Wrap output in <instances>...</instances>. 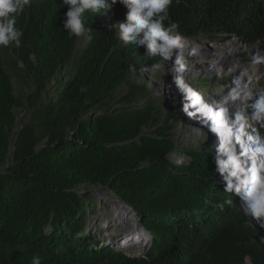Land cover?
<instances>
[{"label": "trees", "instance_id": "16d2710c", "mask_svg": "<svg viewBox=\"0 0 264 264\" xmlns=\"http://www.w3.org/2000/svg\"><path fill=\"white\" fill-rule=\"evenodd\" d=\"M62 3L32 0L17 23L21 46L7 48L31 91L14 90L0 55V264L33 256L41 264H264V229L245 227L235 196L224 204L215 147L177 143L171 111L135 83L159 58L124 47L94 14L75 56L79 37L63 29ZM114 11L124 18L119 3ZM171 12L186 39L236 38L246 47L241 64L264 39V0H173ZM261 72L259 87L264 64ZM233 77L218 83L232 86ZM98 187L148 232L141 254L116 246L119 237L110 242L108 216L97 222V208L112 199L95 198L89 190Z\"/></svg>", "mask_w": 264, "mask_h": 264}, {"label": "clouds", "instance_id": "9594fccd", "mask_svg": "<svg viewBox=\"0 0 264 264\" xmlns=\"http://www.w3.org/2000/svg\"><path fill=\"white\" fill-rule=\"evenodd\" d=\"M31 3L32 0H0V48L21 46L23 32L17 23ZM117 3L126 10L124 18L112 25L115 31L118 28L121 44L137 50L143 47L149 60L159 58L158 62L144 66L143 71L149 74H162L163 62L170 61L172 84L181 96L179 110L202 122L215 134L214 170L223 191L230 194L224 204L232 207L235 196L239 200L237 210L246 217L245 227L264 229V132L261 131L264 129V86L253 90V78L248 69L236 64L229 70H239L232 79V87L215 105L207 103L184 79L186 44L180 34V23L172 18L173 0H63L67 9L63 29L69 38L81 37L93 30L86 25V14L106 16ZM262 44L264 39L261 38L253 44V48L258 49L252 57L255 64H264ZM212 68L217 77H223L222 68H215L214 64L210 65ZM237 102L243 111L230 113L228 105ZM30 264H41V259L33 256Z\"/></svg>", "mask_w": 264, "mask_h": 264}, {"label": "rangeland", "instance_id": "374dc122", "mask_svg": "<svg viewBox=\"0 0 264 264\" xmlns=\"http://www.w3.org/2000/svg\"><path fill=\"white\" fill-rule=\"evenodd\" d=\"M120 20H122L121 14L113 10L112 12L108 13L106 16H103L101 18L100 26L103 29L109 31L112 35L118 37L117 34L118 28L115 31V29L112 28V25H114L116 22ZM184 40L186 44L185 60L187 62V67H188L186 68V71L183 74L184 79L186 83H188L193 89L198 91L204 97L207 103L211 105H215V103H217L221 99V96L226 94L228 90L231 88V86H226V85L222 86L218 82L220 80L221 81L223 80L224 82H227V84H230L229 81L231 80L232 75L233 76L238 75L239 72L238 69L232 72H230L229 70L233 69L234 65L241 64L240 55L246 51V47L243 44L236 41L237 43L236 45L239 46L240 48L238 49L237 47V50L234 53L226 57L224 56L219 60L215 68L223 69L224 75L222 78H220L217 77L214 68L210 69L209 61L211 59H214L215 56L208 49V47L215 45L218 46L223 44L225 45L236 39L229 40L223 44H215V43L210 44L206 41L202 42L201 40L186 39V38H184ZM88 41H89V37L86 34L79 37L74 51L75 56L86 46ZM0 55L4 61V65L7 72L11 77L14 90L19 94H24L31 91V86L26 82V77H24L23 72L20 70V65H15V66L13 65L12 57H10V52L8 51V49L0 48ZM163 63H164V68L162 74H156V75H152L149 73L146 74L147 72H144L142 70L139 78H134L135 83L137 85H141V84L146 85L147 90L150 94L149 98H151V100L155 101L157 104L161 105L165 110L171 111L172 115L169 118L174 117V120L178 125L176 130L177 143L181 145H185L186 143H188L190 139H193L195 144L197 145L204 144L205 142L207 146L215 147L217 144V138L215 134H211L208 131L207 127L202 122L187 117L184 113H182L179 110L181 96L178 90L176 89V87L172 84L171 62L166 61ZM241 65H243L248 69L249 75H251L253 78L258 77V74L256 73V69H258L259 67L258 64H255L253 63V61L250 60L248 63ZM70 66L71 64H68L67 68ZM190 69L193 71H189ZM64 78L65 76L62 77L63 80ZM212 78H214L213 82H212ZM63 83L61 82V85ZM259 84H260L259 82L254 84L253 90L259 87ZM126 92L127 90L125 86H122L120 89V93L126 94ZM228 107L230 109V113L243 110L241 109L242 106L239 105L238 102L235 104L230 103ZM23 116L24 114H22L21 117ZM202 141L203 143H201ZM175 155L180 158L178 154ZM177 157H174V159ZM101 191L99 190L98 192H93L92 194L97 199L110 196L112 197V199L111 198L109 199H111L112 201L118 200L115 199L111 194H107V193L105 194V190H101ZM114 204L116 205V203ZM113 207L117 211L118 206H113ZM99 209L97 208V222L102 221L107 216L109 218H112V214L110 213L112 212V209L109 204L105 203V201L101 204V207ZM114 222L115 221L112 222L113 227L109 228L113 232L115 231ZM146 244L147 242L144 244V246ZM132 253L141 254L138 252H132ZM246 264H250L249 259L246 260Z\"/></svg>", "mask_w": 264, "mask_h": 264}, {"label": "bare ground", "instance_id": "6f19581e", "mask_svg": "<svg viewBox=\"0 0 264 264\" xmlns=\"http://www.w3.org/2000/svg\"><path fill=\"white\" fill-rule=\"evenodd\" d=\"M237 47L239 49V46H237L236 43L233 41L225 45L223 44V45H218V46L215 45V46L208 47V49L215 56L214 59H211L209 61V66L213 64L216 66L222 57L224 56L226 57L234 53L237 50ZM189 71H193V70L190 69ZM259 71H260L259 69H256V73H258ZM108 203L112 209V212H111L112 218L110 219L112 221H115L114 224L117 227V231L108 234V238L110 242L113 240V238L116 240L117 237H119L117 240L118 242H116L117 243L116 246L121 247V248L124 247L126 252L129 250L132 252H138V253L140 251H143L147 246V244L144 246L147 240H145V234H142L140 231H137L134 228L136 221L134 222V220L130 219L129 214L124 209L122 210L121 208H117V211H116V209L113 206H117V205H115L114 201H112L111 199L109 200ZM106 238H107V235H106Z\"/></svg>", "mask_w": 264, "mask_h": 264}, {"label": "water", "instance_id": "95a60500", "mask_svg": "<svg viewBox=\"0 0 264 264\" xmlns=\"http://www.w3.org/2000/svg\"><path fill=\"white\" fill-rule=\"evenodd\" d=\"M240 48V47H239ZM101 191V190H104V188H101V187H98V188H92V189H90L89 190V192H91V193H93V192H98V191ZM101 192H103V191H101ZM114 201V203H116V205L118 206V208H121L122 210L124 209L128 214H129V217H130V219H132V220H134V222H135V219H134V217L132 216V213H131V209L128 207V206H126L125 205V203L124 202H122V201H120V200H113ZM137 231H140L142 234H145V238H146V240H148V232L147 231H145L144 229H142V228H140L137 224H136V222H135V227H134ZM130 238V237H129ZM128 238V239H129ZM129 251H127V253H128Z\"/></svg>", "mask_w": 264, "mask_h": 264}, {"label": "built area", "instance_id": "2783aa9c", "mask_svg": "<svg viewBox=\"0 0 264 264\" xmlns=\"http://www.w3.org/2000/svg\"><path fill=\"white\" fill-rule=\"evenodd\" d=\"M233 39H236V38H233ZM232 40V39H231ZM236 41H237V39L236 40H233V42H235L236 43ZM237 44V43H236ZM251 61H253V60H251ZM258 69L260 70L257 74H258V77H256V78H253V86H254V84H256L257 82H261L262 81V76H263V73L261 72V64H258ZM232 87V86H231ZM240 105V104H239ZM241 109H243V107H241ZM240 111H243V110H240ZM212 134V133H211Z\"/></svg>", "mask_w": 264, "mask_h": 264}]
</instances>
